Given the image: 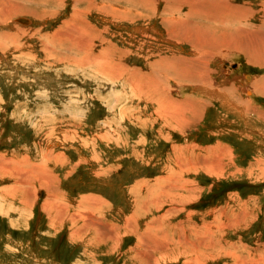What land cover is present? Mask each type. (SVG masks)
<instances>
[{
    "label": "rangeland",
    "instance_id": "1",
    "mask_svg": "<svg viewBox=\"0 0 264 264\" xmlns=\"http://www.w3.org/2000/svg\"><path fill=\"white\" fill-rule=\"evenodd\" d=\"M177 1L0 0V264H264V0Z\"/></svg>",
    "mask_w": 264,
    "mask_h": 264
},
{
    "label": "bare ground",
    "instance_id": "2",
    "mask_svg": "<svg viewBox=\"0 0 264 264\" xmlns=\"http://www.w3.org/2000/svg\"><path fill=\"white\" fill-rule=\"evenodd\" d=\"M171 1H174V2H176V0H171ZM179 1H182V0H179ZM179 1H177V2H179ZM201 0H195L194 1V3L195 2H197V3H200L202 6H201V11L202 12H206L207 14L205 15V17L208 19V20H213L214 19V17H218L219 15H224V13H225V10L226 9H230V8H234V6H232V5H229L228 4V1L227 0H217V4H206V2L208 1V0H205L204 2L203 1H201ZM166 2V1H165ZM137 8H139V7H137ZM16 9H17V7H16ZM238 9V8H237ZM240 9V8H239ZM188 10V9H187ZM227 12V11H226ZM238 13V12H237ZM240 14V13H239ZM203 15H201V16H195V14H192V18H196V17H201V18H203L202 17ZM237 17V16H236ZM184 18H186V17H184ZM182 19V18H178L176 21H175V24H174V26L176 27V28H174V30L173 31H176L177 32V30H180V32L179 33H177V34H175L176 36L177 35H179L180 33V35L181 36H183L184 35V38L186 39L189 35L190 36H194L193 37V39L195 38V41H198L197 43H191V47H193V48H196V49H198V50H200V49H204L205 48V50L207 51V52H209V50L210 51H213V54H212V56L214 55V54H216L217 52H219V51H221V52H224L226 49H225V45L222 43V44H219V45H217L216 44V41H213V39L214 38H210L208 35H206L205 33H203V32H200L199 30H194L193 32H191L190 30H193V28H191L190 27V25L192 24L190 21H188V20H185V19ZM219 18H221V17H219ZM223 18V17H222ZM229 18V17H228ZM173 19H175V18H173ZM206 19V20H207ZM225 19H227L226 17H225ZM22 20L24 21V22H22ZM236 21V20H235ZM19 23H21V24H26V25H28V24H30V21L29 20H26V19H24V18H19ZM181 27L182 28H186V29H190V30H182L181 29ZM173 31H171V32H173ZM200 33H202V35H204V38H203V40H201L202 39V36L200 35ZM68 35V34H67ZM198 35H200V36H198ZM192 37H190V39H191ZM236 39V38H235ZM220 41V40H219ZM191 42V41H190ZM218 43V42H217ZM249 43V42H248ZM80 44V43H79ZM230 44V43H229ZM235 44H237V42L235 43ZM244 44V43H243ZM204 45V46H203ZM247 46V45H246ZM261 48V47H260ZM208 55V54H207ZM211 55V54H210ZM257 56V55H256ZM97 61V60H96ZM194 61V60H193ZM235 68H236V66H235ZM204 74V77H207L206 76V74L205 73H203ZM208 74V73H207ZM200 77V76H199ZM127 79V78H126ZM205 81V80H204ZM251 88H252V90H253V92H255V93H258V91H261L262 93H264V78H262V79H260V80H255V81H253L252 82V84H251ZM190 113V112H189ZM180 117V116H179ZM178 118V117H177ZM179 122V121H178ZM189 166V165H188ZM194 167V166H193ZM196 233V232H195ZM146 255V254H145ZM144 256V255H143ZM261 258V257H260ZM262 259V258H261ZM255 263L257 262V261H254ZM260 263H261V260H260ZM264 263V262H263Z\"/></svg>",
    "mask_w": 264,
    "mask_h": 264
},
{
    "label": "water",
    "instance_id": "3",
    "mask_svg": "<svg viewBox=\"0 0 264 264\" xmlns=\"http://www.w3.org/2000/svg\"><path fill=\"white\" fill-rule=\"evenodd\" d=\"M22 22H24V21L22 20Z\"/></svg>",
    "mask_w": 264,
    "mask_h": 264
}]
</instances>
